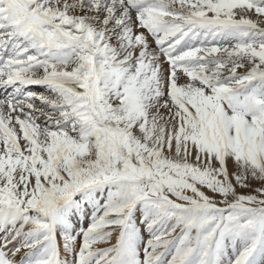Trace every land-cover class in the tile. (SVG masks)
<instances>
[{"label":"snow or ice","instance_id":"1","mask_svg":"<svg viewBox=\"0 0 264 264\" xmlns=\"http://www.w3.org/2000/svg\"><path fill=\"white\" fill-rule=\"evenodd\" d=\"M0 264H264V0H0Z\"/></svg>","mask_w":264,"mask_h":264},{"label":"rangeland","instance_id":"2","mask_svg":"<svg viewBox=\"0 0 264 264\" xmlns=\"http://www.w3.org/2000/svg\"><path fill=\"white\" fill-rule=\"evenodd\" d=\"M0 95H2V93H0Z\"/></svg>","mask_w":264,"mask_h":264}]
</instances>
